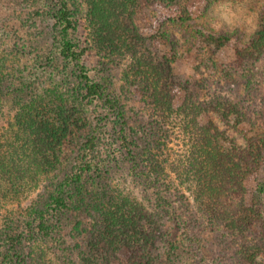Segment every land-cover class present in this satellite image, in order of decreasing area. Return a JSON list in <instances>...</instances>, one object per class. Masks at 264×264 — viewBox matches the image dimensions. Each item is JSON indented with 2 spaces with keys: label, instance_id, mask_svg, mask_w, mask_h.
I'll list each match as a JSON object with an SVG mask.
<instances>
[{
  "label": "rangeland",
  "instance_id": "obj_1",
  "mask_svg": "<svg viewBox=\"0 0 264 264\" xmlns=\"http://www.w3.org/2000/svg\"><path fill=\"white\" fill-rule=\"evenodd\" d=\"M59 1L0 0L2 78L12 93L11 98H15V90L33 99L70 97L86 113L99 141L87 159L76 161L78 170H82V182L77 185L78 190L74 189L76 186L68 189L71 197L68 209L62 212L65 217L51 218L44 228L40 227L42 221L34 217L33 207L39 197L45 199L53 193L57 181L54 183L52 178H44L37 186L33 181L26 188L23 186L22 192L3 199L0 205V264H87L82 258L83 236L75 231L77 224H81L82 231L90 233L95 227L99 228L101 209L119 197L135 199L149 208L164 204L160 198L163 192L149 187L146 170L137 161L156 146L158 139L152 100L136 90V78L127 59L111 56L98 47L100 38L95 33L102 28L91 20L87 0H68L70 24L60 19ZM171 1L152 0L151 3L157 2L152 11L154 19L165 20L163 30L168 43L158 48L174 59L175 82L180 87L192 88L202 100L218 95L239 101L253 121L233 127L214 115L215 124L243 150L264 145V57L252 70L238 72L234 49L237 43H249L258 30L264 0H215L210 3L191 0L193 21L190 23L168 21L166 9ZM145 2L146 6L150 4L149 0ZM145 8L137 24L142 31L151 33L157 23L151 24ZM201 29L235 35V41L221 49L205 48L197 39ZM65 41L72 44V51L80 54L79 60L62 54ZM84 71L93 83L105 87L107 96H88L81 78L86 75ZM109 99L116 103L114 109ZM12 121L11 105H5L0 113L1 141L5 142L9 136ZM167 129L170 138L160 142L165 145L162 160L169 165L179 164L188 155L191 136L184 121L177 116L167 121ZM251 140L255 145H249ZM1 146L7 148V145ZM253 171L244 184L247 189L245 206L260 211L263 216L258 217L251 233L244 235L222 229L219 218L194 203L190 184L182 181L180 189L189 205L179 204L175 211L170 204L155 216L160 228L154 252L164 264H264V256L248 263L241 253L247 244L264 243V164ZM147 207L145 209L151 211ZM19 237L23 241L20 247L15 246Z\"/></svg>",
  "mask_w": 264,
  "mask_h": 264
},
{
  "label": "trees",
  "instance_id": "obj_2",
  "mask_svg": "<svg viewBox=\"0 0 264 264\" xmlns=\"http://www.w3.org/2000/svg\"><path fill=\"white\" fill-rule=\"evenodd\" d=\"M151 1L146 6L145 0H87L91 20L102 28L101 32L95 33L100 38L98 47L111 56L127 59L136 78V90L153 102L158 139L156 146L138 157L137 161L146 170L149 187L161 190L159 192H163V195L160 198L164 201L161 207L149 208L135 199L119 197L101 209L99 228L95 227L90 233L82 231L81 224H77L75 231L83 236L82 258L87 264H164L159 254L155 253L160 228L155 216L170 204L175 211L179 204L189 205V200H184L186 197L180 189L182 181L190 184L194 203L219 218L222 229L238 235L249 234L258 217L263 216L260 211L245 206L247 189L244 184L254 172L253 168L263 166L264 145L247 150L235 146L213 118L219 115L228 126L236 127L253 121L252 115L244 110L239 101L218 95L202 100L192 88L177 85L172 66L174 59L162 54L158 48L160 44L168 43L163 30L165 20L154 19L152 11L157 2ZM202 1L210 3L215 0ZM59 2L60 19L70 24L68 0ZM190 2L171 1L166 9L168 21L192 22ZM144 8L151 24L153 21L157 23L155 29L150 30L151 33L142 31L141 25L137 24ZM234 38L235 35L205 29L197 33L199 44L205 48L221 49L232 44ZM72 47L70 42L65 41L62 54L79 60L80 54L72 51ZM234 49L238 72L252 70L264 57V10L260 15L259 28L250 42L237 43ZM1 68L0 113L5 105H11L13 121L6 141L0 140V145H7L6 149L3 146L0 148V205L7 196L22 192L23 186L26 188L33 181L37 186L44 178H52L54 183L57 181L52 191L56 193L47 195L45 199L39 197L37 205L33 207L34 217L42 221L40 227L44 228L51 218L66 216L62 212L68 209L71 197L68 189L76 186L74 189L78 190L77 185L82 182V170H78L76 161L79 158L81 161L87 159L96 148L99 137L91 129V122L80 104L70 97L33 99V96H25L24 92L15 90V98H11L12 93L2 78ZM81 76L88 96H107L103 85L93 83L87 74ZM176 94L178 97H175ZM177 100H181V103ZM108 102L111 109L116 107L113 100L109 99ZM176 116L184 121L191 136V145L186 159L179 164L169 165L168 161L162 160L165 145H160V142L170 138L167 121ZM249 145H255L253 140ZM172 174L175 176L172 177ZM22 243L19 237L15 246L20 247ZM241 251L243 260L253 263L256 258L264 256V243L247 244ZM10 260L15 263L12 256Z\"/></svg>",
  "mask_w": 264,
  "mask_h": 264
}]
</instances>
